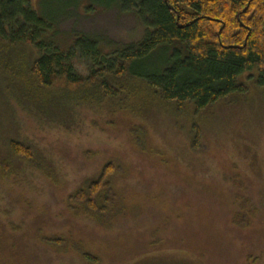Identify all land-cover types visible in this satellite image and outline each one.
<instances>
[{"label":"rangeland","instance_id":"rangeland-1","mask_svg":"<svg viewBox=\"0 0 264 264\" xmlns=\"http://www.w3.org/2000/svg\"><path fill=\"white\" fill-rule=\"evenodd\" d=\"M94 1L32 0L38 13H58L60 2L71 8L55 28L54 43L64 51L79 35L107 54L141 42L145 30L135 12L122 10L121 0L109 8ZM77 69L86 74L85 66ZM146 100L135 114L68 106L61 94L40 93L0 68V158L13 161L9 142H21L58 179L52 183L29 163L0 177V264H86L77 252L46 251L26 235L36 218L47 219L48 233L96 252L102 264H264V94L202 119L193 106L177 114L149 94ZM197 123L205 153L192 150ZM142 128L145 151L134 145L133 131ZM111 162L123 171L115 185L126 209L103 229L70 213L67 199Z\"/></svg>","mask_w":264,"mask_h":264},{"label":"trees","instance_id":"trees-1","mask_svg":"<svg viewBox=\"0 0 264 264\" xmlns=\"http://www.w3.org/2000/svg\"><path fill=\"white\" fill-rule=\"evenodd\" d=\"M121 1L122 10L135 12L145 35L141 42L107 54L88 35L77 36L67 51L54 43L56 26L71 14L63 2L64 9L58 13H38L32 0H0L1 70L40 93L61 94L68 106L94 104L112 113L139 112L140 105H147L149 94L174 107L177 114H185L193 106L192 115L202 119L219 106L246 101L254 92L264 94V0ZM94 3L109 8L117 0ZM29 48L33 50L27 52ZM78 64L85 66V75L78 71ZM245 74L247 80L241 82ZM194 129L192 150L208 152L201 144L203 132L198 123ZM133 137L134 145L145 151L147 130H134ZM9 149L13 161L0 158L1 178L16 175L21 164L29 163L58 183L44 157L32 148L10 141ZM119 172H123L119 164L105 165L98 179L69 196V212L110 228L126 209L125 198L115 185ZM46 220L36 218L26 232L37 238L43 250L77 252L86 264L103 263L93 250L65 235L45 231Z\"/></svg>","mask_w":264,"mask_h":264}]
</instances>
